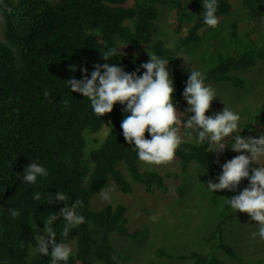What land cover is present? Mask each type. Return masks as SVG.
Segmentation results:
<instances>
[{
    "label": "trees",
    "instance_id": "1",
    "mask_svg": "<svg viewBox=\"0 0 264 264\" xmlns=\"http://www.w3.org/2000/svg\"><path fill=\"white\" fill-rule=\"evenodd\" d=\"M184 1L190 7H184L180 0H0V13L4 17L0 34V264H51L50 256L38 251L28 256L26 249L30 223L43 230L48 216L54 211L58 213L57 204H49L47 199L57 191L68 196L69 206L78 199L83 200L78 212L85 217V223L72 229L67 237L62 235L66 223L63 218L53 224L57 242L63 240L73 247L66 264H88L90 254L101 264H122L109 235L117 233L134 239L140 232L127 226L122 205L92 211L90 199L108 179L121 192H131L116 169L119 163H123L134 182L143 184L146 193L162 189L163 177L137 170L135 144L130 145L125 140L120 127L126 115L123 111L126 105L120 103L107 113L108 134L102 142L96 140L84 160L83 131L95 133L103 117L96 116L90 100L72 92L66 80L73 77L82 80L83 68L88 69L90 79L96 63L116 64L127 73L139 68L137 75H143L146 69L140 65L150 60L143 52L147 46L149 54L169 61L175 88L173 103L176 102L178 110L179 104L185 101L183 91L190 75L179 74L176 54L186 44L199 42L198 32L207 26L202 15V0ZM242 2L251 13L256 6L264 5V0ZM217 5V17L231 9L229 0H217ZM159 7L171 9L169 16L175 34L188 26L186 34L170 47L160 41L150 43ZM245 35L249 43L241 51L225 56L219 54L216 64L203 72L205 81L239 85L234 72L252 69L258 62H264V43L258 41V45L254 37H249L254 36L253 33ZM110 49L117 50L116 56L103 60L102 52ZM72 66L76 67L75 71L70 70ZM251 124L245 125L241 133L252 128ZM145 138L151 139L147 131ZM221 144L222 148L217 145L210 150L208 142L185 141L177 149L175 158L182 170L194 163L208 173L209 180L217 183L221 166L237 156L231 142ZM219 150L224 151L213 153ZM33 160L49 174L38 177L35 184H27L20 176ZM35 192L42 194L39 201L33 199ZM227 192L229 198L236 195V191ZM217 195L218 192L212 193L213 203ZM9 209L18 210L20 215L13 218ZM231 209L227 203L224 205L219 220L203 239L210 244L207 253L191 251L176 259L192 264H228L216 256L218 250L238 260L235 251L222 238ZM91 225L99 230L98 246L93 252ZM156 255L173 258L161 250H157Z\"/></svg>",
    "mask_w": 264,
    "mask_h": 264
},
{
    "label": "rangeland",
    "instance_id": "2",
    "mask_svg": "<svg viewBox=\"0 0 264 264\" xmlns=\"http://www.w3.org/2000/svg\"><path fill=\"white\" fill-rule=\"evenodd\" d=\"M180 2L184 7H190L184 0ZM229 4L231 7L229 13L218 17L217 27L212 28L208 25L203 27L198 32L199 42L186 44L176 54L177 70L181 76H189L190 71L193 70L203 73L216 64L219 54L225 56L237 50L241 51L242 47L249 43L246 33H253L254 36L249 37H254L258 45V41L264 43V5L256 6L251 13L242 0H229ZM158 11L151 28L150 43L160 41L166 47L175 45L186 34L188 26L185 25L183 31L175 34L169 16L171 9L159 7ZM3 25L4 17L0 13V34ZM148 50L147 46L143 48L146 54ZM168 70L172 78V70ZM234 74L240 81L239 85L228 81H205V85L211 86L216 93L206 115L214 116L227 106L241 116L237 132L241 133L243 127L251 122L252 128L243 131L241 135L259 138L260 135H264V62L260 61L254 68L236 71ZM187 107L189 106L186 100L178 106L177 115L182 123H186L188 117L194 115V113H183ZM253 118L254 120L256 118V121L252 122ZM109 129L110 118L105 114L100 128L95 133H90L87 129L83 131L86 141L83 150L84 160L88 158L89 151L95 147L96 140L102 142ZM179 135L184 141L197 143V133L192 129H184L181 126ZM206 142L207 140L203 143ZM227 142L234 143L231 138H225L221 143ZM235 153L237 156L241 154ZM243 154L250 155L247 152ZM257 162L264 166V157H260ZM259 164L252 163L251 167L259 168ZM136 168L140 173L162 176L163 188L154 189L153 193H146L143 184L134 182L123 163H119L116 169L129 184L131 192H121L108 179L103 188L108 191L110 200L105 201L101 198L99 195L101 189L90 199L92 211H98L105 206L122 205L125 208L127 226L140 232V236L134 239L111 233L109 239L115 253L120 257L122 264H192L190 261L177 260L176 257L191 251L208 252L210 244L203 239L219 220V212L229 198L227 189L218 190L216 201L213 203L211 201L213 192L206 185L210 179L208 173L194 163L189 164L184 171L177 158L171 163L162 165L146 164L137 158ZM249 183L248 179L242 180L236 195L248 187ZM63 207H65L64 202L58 203V212ZM30 224L31 232L26 249L28 256L34 255L37 251L38 242L35 239L37 230L40 235H44L43 230L38 228L34 230L32 222ZM257 231L258 224L249 214L231 209L222 238L235 251L238 260H232L218 250L215 251L216 256L228 264H264V240L258 235L255 238L251 235ZM90 235L91 252H93L98 246L99 237V230L93 225L90 226ZM70 246L73 251L72 244ZM157 250L166 252L173 258L158 257ZM88 264L101 263L90 254Z\"/></svg>",
    "mask_w": 264,
    "mask_h": 264
},
{
    "label": "clouds",
    "instance_id": "3",
    "mask_svg": "<svg viewBox=\"0 0 264 264\" xmlns=\"http://www.w3.org/2000/svg\"><path fill=\"white\" fill-rule=\"evenodd\" d=\"M202 4L204 23L212 28L217 27L219 23L216 15L217 0H202ZM102 53V59L108 61L116 56L117 50L110 49ZM148 55L149 62L140 65L146 69L143 75H137L139 68L127 73L116 64L96 63L90 79L88 69L83 68L82 80L73 77L66 81L72 92L81 93L90 100L91 108L98 117L111 113L116 103L126 105L123 109L126 115L120 125L123 136L130 145L134 142L138 159L146 164L162 165L174 160L177 149L185 142L179 135L181 126L196 131L197 143L207 140L210 150L215 149L217 145L222 148L221 142L225 138H231L234 141L231 149L241 154L221 166L222 172L217 176L219 183L209 180L206 185L213 192L225 189L234 192L242 180L248 179L250 181L248 187L238 195L227 198L226 203L235 211L249 214L258 224V231L251 233L252 237L258 235L264 240V166L257 162L260 157H264V135H260L259 138L242 137L241 133L237 132L241 116L227 106L222 112L207 116L206 113L216 93L211 86L205 85V77L199 70L190 71L183 91V97L189 106L183 113H194V115L188 117L186 123H182L177 115L176 102L173 103L175 88L174 80L169 75V61L154 54L148 53ZM70 70L75 71L76 67L72 66ZM146 131L151 135V139L145 138ZM245 152L250 155L243 154ZM252 163H257L260 167H252L250 175ZM48 174L44 166L33 160L24 167L23 175L20 177L27 184H35L38 177H47ZM41 195L40 192H35L33 199L39 201ZM99 195L105 201L110 200L108 191L104 188H101ZM47 199L49 204L65 202L66 206L58 213L55 211L51 213L43 222L44 235L39 234L36 225L33 226V229L37 230L36 250L42 255L50 256L51 264H59V262L66 264L72 248L63 240L57 242L53 224L63 218L66 223L62 235L67 237L72 229L85 223V217L78 212V208L83 207V200L78 199L69 206L68 196L59 191L54 196H48ZM9 212L13 218L20 215L16 209H9Z\"/></svg>",
    "mask_w": 264,
    "mask_h": 264
},
{
    "label": "crops",
    "instance_id": "4",
    "mask_svg": "<svg viewBox=\"0 0 264 264\" xmlns=\"http://www.w3.org/2000/svg\"><path fill=\"white\" fill-rule=\"evenodd\" d=\"M232 259V258H231ZM232 260H234V259H232ZM227 262H229V261H227Z\"/></svg>",
    "mask_w": 264,
    "mask_h": 264
}]
</instances>
